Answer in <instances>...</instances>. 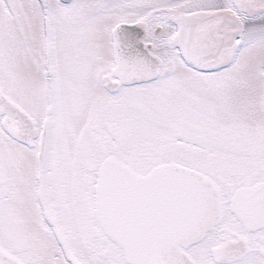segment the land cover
I'll return each instance as SVG.
<instances>
[{"label":"snow or ice","instance_id":"obj_1","mask_svg":"<svg viewBox=\"0 0 264 264\" xmlns=\"http://www.w3.org/2000/svg\"><path fill=\"white\" fill-rule=\"evenodd\" d=\"M0 264H264V0H0Z\"/></svg>","mask_w":264,"mask_h":264}]
</instances>
